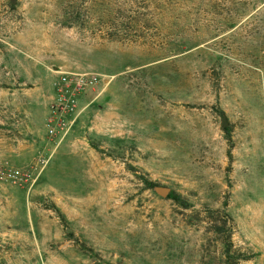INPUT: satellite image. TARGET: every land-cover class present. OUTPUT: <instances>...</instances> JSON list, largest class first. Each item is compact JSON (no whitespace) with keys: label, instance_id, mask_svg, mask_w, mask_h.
<instances>
[{"label":"rangeland","instance_id":"rangeland-1","mask_svg":"<svg viewBox=\"0 0 264 264\" xmlns=\"http://www.w3.org/2000/svg\"><path fill=\"white\" fill-rule=\"evenodd\" d=\"M209 1L125 6L142 44L98 0H0V264H264V0ZM62 68L109 79L59 143Z\"/></svg>","mask_w":264,"mask_h":264},{"label":"built area","instance_id":"built-area-1","mask_svg":"<svg viewBox=\"0 0 264 264\" xmlns=\"http://www.w3.org/2000/svg\"><path fill=\"white\" fill-rule=\"evenodd\" d=\"M57 72L54 93L46 117V129L51 137L57 138L61 143L86 109L103 93L104 88L101 90L99 87L101 83H106L109 77L94 71H70L64 68L58 69ZM0 174L13 180L22 177L17 170L0 171Z\"/></svg>","mask_w":264,"mask_h":264},{"label":"trees","instance_id":"trees-1","mask_svg":"<svg viewBox=\"0 0 264 264\" xmlns=\"http://www.w3.org/2000/svg\"><path fill=\"white\" fill-rule=\"evenodd\" d=\"M145 1V0H144ZM138 0H98L100 7H102L99 18H96V27L101 31H105L107 38L111 40H127L136 41L144 44L147 41H155L153 35H143L144 25L148 22L144 16L135 9L128 10L127 5H136ZM212 5L219 6L224 3V0H210ZM158 9V6L155 7ZM73 17L81 19L83 22L91 21L89 10L83 11L81 8L72 11ZM77 16V17H76ZM225 20V19H224ZM184 29L178 35L183 36ZM149 34V33H147Z\"/></svg>","mask_w":264,"mask_h":264},{"label":"water","instance_id":"water-1","mask_svg":"<svg viewBox=\"0 0 264 264\" xmlns=\"http://www.w3.org/2000/svg\"><path fill=\"white\" fill-rule=\"evenodd\" d=\"M227 123L226 117H224L223 125L225 126ZM156 191L161 194L162 196H168L170 194L171 189L167 186H157Z\"/></svg>","mask_w":264,"mask_h":264},{"label":"crops","instance_id":"crops-1","mask_svg":"<svg viewBox=\"0 0 264 264\" xmlns=\"http://www.w3.org/2000/svg\"><path fill=\"white\" fill-rule=\"evenodd\" d=\"M48 142V141H47ZM48 147H49V142L47 143ZM59 151V148H53L50 152V155L54 156L56 154V152Z\"/></svg>","mask_w":264,"mask_h":264}]
</instances>
